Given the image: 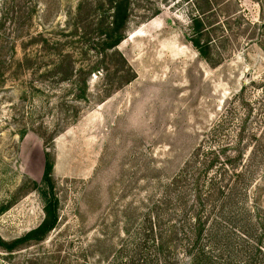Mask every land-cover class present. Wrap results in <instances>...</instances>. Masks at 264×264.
<instances>
[{
  "label": "rangeland",
  "instance_id": "1",
  "mask_svg": "<svg viewBox=\"0 0 264 264\" xmlns=\"http://www.w3.org/2000/svg\"><path fill=\"white\" fill-rule=\"evenodd\" d=\"M111 13L107 0H0V237L43 220L46 151L60 201L55 230L0 248V264H264L260 0H130L125 37L107 49L98 26ZM128 65L135 77L116 89ZM91 67L82 100L85 76L70 72ZM215 150L236 166L204 176L197 200V167ZM200 207L208 262L188 254Z\"/></svg>",
  "mask_w": 264,
  "mask_h": 264
},
{
  "label": "trees",
  "instance_id": "2",
  "mask_svg": "<svg viewBox=\"0 0 264 264\" xmlns=\"http://www.w3.org/2000/svg\"><path fill=\"white\" fill-rule=\"evenodd\" d=\"M109 3V7L112 10L111 15H107L101 18L100 24L98 26L99 28V33L103 35V39L100 42V46L103 48L107 49H112L115 48L119 45V43L124 39V34L127 29V24L129 22V2L130 0H107ZM261 8L264 11V0H260ZM104 5V4H103ZM83 6V5H82ZM82 6L80 5L79 11H81ZM102 6V3H101ZM111 17V19H110ZM194 21V27L196 31L199 34H203L205 31V28L203 27L202 20H200L198 17L193 18ZM192 42V45L195 47V49L198 51V53L210 64H215L213 59H211L209 51L211 47L209 46V43H202V40L198 37H192L190 39ZM121 59L123 63H127L126 60L121 56ZM61 61V60H60ZM64 60H62L63 62ZM124 65V64H123ZM21 65H19L20 68ZM70 66V64H69ZM96 70L94 67H91L89 71L85 72L83 69L79 70L76 72V74H73V71L70 72L72 73L73 76H85L83 77L82 81H80L78 84H75V86L78 88V93L80 94L78 97H80L82 100H86V91H87V80L85 79L86 76L90 75L91 72ZM122 73L118 77V81L116 84V89H119L123 87L124 85L128 84L134 77L135 75L132 74L131 68L128 65L126 69H122ZM43 138V137H42ZM222 151V150H221ZM218 150V152L212 151L210 154L212 155L211 158L207 160H203L202 162H199V166L197 167L199 177L196 180V187L198 189V192L196 193V198L197 200H201V191L202 188L201 186V181L204 176H207L210 172L215 171V169H218L219 167H235L236 163H238V158L241 156V150L238 149L237 151V161H233L234 159L231 156L225 157V159L221 160L220 156L221 154H224L225 151L221 152ZM53 160L51 158V154L46 151L45 152V166H44V173H43V178L42 182L43 184L47 187V198L46 202L43 208L44 211V217L41 223L25 233L23 236L17 237L11 241H6L0 237V248L4 252H8L10 255L19 250L23 246H27L32 242H40L44 241L50 233L55 230V228L58 225L59 222V206H60V201L59 198L55 192V186L52 178V173H53ZM237 177L241 176V173H236ZM212 185L210 186V189L212 192L220 193L222 186L219 184V182L212 181ZM35 185L37 186L38 184L35 182ZM199 202V201H198ZM4 209V208H3ZM2 209V210H3ZM194 218V223H191V234H192V243L190 245V249L188 251V254L192 255L194 259L200 258L205 260L206 262L210 261V256H208V252L206 249L203 247V240L206 236L207 233V228H206V219L204 218V209L203 207H200V209L197 211V213L193 216ZM147 231H151V233L148 232V234L154 236L153 240V247H155V251L157 253H161L164 250L165 251H170V246L172 244L171 241L167 240L163 234H154L153 228H149L145 230V233ZM170 231L168 230L167 233ZM145 250L143 248L140 249V254L141 252H144ZM168 251V252H169ZM121 253L125 252V248H123ZM135 263V261H134ZM139 264H155V263H150L142 258L138 262ZM158 264V262L156 263ZM246 264H256L255 262L253 263H246Z\"/></svg>",
  "mask_w": 264,
  "mask_h": 264
}]
</instances>
